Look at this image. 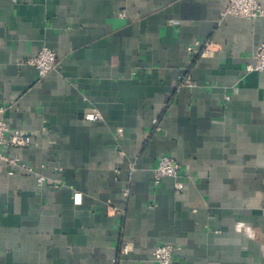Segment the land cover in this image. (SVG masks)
Here are the masks:
<instances>
[{"label":"crops","instance_id":"obj_1","mask_svg":"<svg viewBox=\"0 0 264 264\" xmlns=\"http://www.w3.org/2000/svg\"><path fill=\"white\" fill-rule=\"evenodd\" d=\"M227 1L0 0L1 117L35 132L3 152L46 177L0 161V264H158L161 243L180 246L172 264H264V71L244 70L264 0L254 19L220 17ZM42 47L60 67L39 76ZM161 156L180 192L151 188Z\"/></svg>","mask_w":264,"mask_h":264},{"label":"built area","instance_id":"obj_2","mask_svg":"<svg viewBox=\"0 0 264 264\" xmlns=\"http://www.w3.org/2000/svg\"><path fill=\"white\" fill-rule=\"evenodd\" d=\"M225 15H232L237 17H244L247 19H254L263 15V9L259 4L258 0H228L224 11L221 13L220 17ZM190 53H194L196 57L206 56L212 53L211 44L208 41L200 42L195 41L192 45L187 47ZM27 63L34 65L37 69L38 75L43 76L51 70L58 69L60 67V62L58 60L57 53L48 47H42L38 53L26 60ZM245 72L253 71H264V43H261L253 54V61L247 63ZM134 74V72H133ZM183 86L194 87L195 83L191 79L190 68L186 72H182L178 76V86L181 88ZM225 99H228L226 96ZM5 110V106H0V161H4L8 167L12 170H22L35 177V182L38 186L45 183L46 177L43 174H38L34 167L28 163L20 162L17 158L7 155L3 152V147L13 148V147H25L32 142V138L35 134L32 130L15 129L10 130L6 121L1 117V114ZM87 120H95L98 114L95 112L86 113L84 115ZM42 130H45L42 128ZM151 130L153 132H159L161 127L159 125V118L152 119ZM120 130H117V136L120 137ZM117 151L122 154L120 145L116 144ZM45 166H42L44 168ZM59 169V168H58ZM128 169L130 172L136 169V162L132 161L129 163ZM180 165L169 156H161L158 158L157 164L153 169V175L151 179V188L156 190L160 184L163 177H172L178 179L174 184V190L180 192L183 189V181L180 180L181 176L179 174ZM64 185V183H55V186ZM124 195L127 196L128 189L123 191ZM72 198L74 202L80 200V193L73 190ZM180 249L179 245L173 244H157L152 250V257L154 261L158 264H172L174 251ZM130 251V246L126 242H121L119 247V255L113 260L115 263L118 262V257L128 254Z\"/></svg>","mask_w":264,"mask_h":264}]
</instances>
